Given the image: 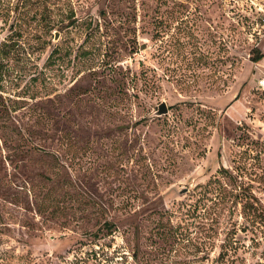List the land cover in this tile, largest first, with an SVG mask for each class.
Instances as JSON below:
<instances>
[{"label":"rangeland","instance_id":"1","mask_svg":"<svg viewBox=\"0 0 264 264\" xmlns=\"http://www.w3.org/2000/svg\"><path fill=\"white\" fill-rule=\"evenodd\" d=\"M250 6L0 0V264H264Z\"/></svg>","mask_w":264,"mask_h":264},{"label":"built area","instance_id":"2","mask_svg":"<svg viewBox=\"0 0 264 264\" xmlns=\"http://www.w3.org/2000/svg\"><path fill=\"white\" fill-rule=\"evenodd\" d=\"M247 3H250V9H255L259 16L264 20V0H245Z\"/></svg>","mask_w":264,"mask_h":264},{"label":"water","instance_id":"3","mask_svg":"<svg viewBox=\"0 0 264 264\" xmlns=\"http://www.w3.org/2000/svg\"><path fill=\"white\" fill-rule=\"evenodd\" d=\"M168 111H169V107L165 102H163L159 107V114H164L167 113Z\"/></svg>","mask_w":264,"mask_h":264},{"label":"trees","instance_id":"4","mask_svg":"<svg viewBox=\"0 0 264 264\" xmlns=\"http://www.w3.org/2000/svg\"><path fill=\"white\" fill-rule=\"evenodd\" d=\"M264 57V52H259L258 54H256V56L253 58V60L255 61H259Z\"/></svg>","mask_w":264,"mask_h":264}]
</instances>
